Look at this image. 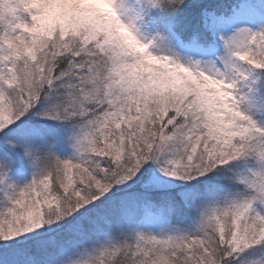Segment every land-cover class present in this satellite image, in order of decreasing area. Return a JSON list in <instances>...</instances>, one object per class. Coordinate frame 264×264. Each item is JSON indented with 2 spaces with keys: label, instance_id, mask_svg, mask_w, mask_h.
I'll use <instances>...</instances> for the list:
<instances>
[{
  "label": "snow or ice",
  "instance_id": "snow-or-ice-1",
  "mask_svg": "<svg viewBox=\"0 0 264 264\" xmlns=\"http://www.w3.org/2000/svg\"><path fill=\"white\" fill-rule=\"evenodd\" d=\"M0 264H264V0H0Z\"/></svg>",
  "mask_w": 264,
  "mask_h": 264
}]
</instances>
